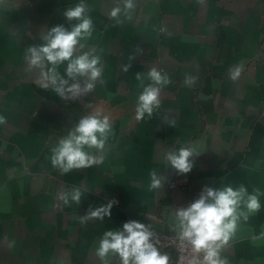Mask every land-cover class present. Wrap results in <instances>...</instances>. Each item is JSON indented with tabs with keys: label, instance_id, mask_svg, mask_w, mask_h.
Returning <instances> with one entry per match:
<instances>
[{
	"label": "crops",
	"instance_id": "crops-1",
	"mask_svg": "<svg viewBox=\"0 0 264 264\" xmlns=\"http://www.w3.org/2000/svg\"><path fill=\"white\" fill-rule=\"evenodd\" d=\"M79 2L0 0V264H103L96 249L106 230L134 219L177 233L175 209L205 185L264 193V0H136L132 19L120 25L108 15L113 0H85L94 31L81 43L101 57L105 84L63 100L41 86L24 54L51 27L67 26L63 12ZM240 65L233 81L229 70ZM153 67L171 83L153 116L137 120L135 73ZM186 75L195 83L185 84ZM95 112L113 122L103 162L62 174L51 149ZM188 145L201 154L190 173L178 175L165 155ZM152 170L168 178L162 191L149 190ZM73 187L85 189L81 204L64 205L57 194ZM113 199L110 218L80 223L90 206ZM258 199L259 211L241 218L221 249L227 264H264V194ZM158 248L171 264V250ZM108 259L120 264L118 256Z\"/></svg>",
	"mask_w": 264,
	"mask_h": 264
},
{
	"label": "clouds",
	"instance_id": "clouds-1",
	"mask_svg": "<svg viewBox=\"0 0 264 264\" xmlns=\"http://www.w3.org/2000/svg\"><path fill=\"white\" fill-rule=\"evenodd\" d=\"M136 8V0H113L108 12L109 18L120 25L124 20H131ZM63 16L67 22L57 24L41 35V44L29 45L24 54L28 70H37L38 79L45 89L52 91L63 100H78L92 93L97 84L104 85L101 78L103 64L95 49L83 51L86 47L81 41L92 36L94 25L89 15L85 0H80L74 7L66 8ZM137 52L141 50L136 49ZM135 56H129V61ZM66 68L63 75L58 71L62 64ZM131 63L121 65V71L127 73ZM243 66L230 69V78H239ZM142 92L138 95L135 116L137 120L153 116L154 109L160 107V94L163 87L171 83L166 72L151 68L145 76L142 72L135 73ZM145 80L149 83L145 84ZM196 77L185 76V84L191 85ZM6 123V117L0 116V124ZM112 121L109 116L95 112L82 116L69 129L66 136L59 139L51 149L50 161L54 169L62 174L73 170L92 168L103 162V151L113 135ZM174 121L169 125L174 126ZM95 149L92 154L85 149ZM201 154L198 146H182L176 151L165 155V162L176 170L178 175H186L193 170L195 158ZM149 190H161L168 178L156 170L149 172ZM83 187H73L57 194V199L64 205L81 204ZM264 193L257 188L250 194L244 185L237 189L231 185L210 187L205 185L198 198L175 209L174 229L178 238L191 246L196 255L191 264H227L221 259L222 247L228 243L236 231L238 221H245L251 213L259 211V196ZM117 203L115 199L97 207H89L85 215L80 216V223L96 219L103 221L111 217V209ZM159 238L151 228L138 220L130 219L123 223L122 228L106 230L99 241L96 255L103 264H110L109 257H119L120 264H169L170 257L158 248ZM202 253V259L200 254ZM183 257H181V260ZM179 264V261L177 262Z\"/></svg>",
	"mask_w": 264,
	"mask_h": 264
},
{
	"label": "built area",
	"instance_id": "built-area-1",
	"mask_svg": "<svg viewBox=\"0 0 264 264\" xmlns=\"http://www.w3.org/2000/svg\"><path fill=\"white\" fill-rule=\"evenodd\" d=\"M172 186L173 187L177 186V182L174 181L172 183ZM152 231L159 238L160 244L167 246L171 250L173 254V259L171 264H177L178 261L179 264H191L192 258L196 254L192 252L190 245H188L186 242L181 241L178 238L177 233L160 234L155 230ZM181 257H183L182 260ZM200 257L202 259V253L200 254Z\"/></svg>",
	"mask_w": 264,
	"mask_h": 264
}]
</instances>
